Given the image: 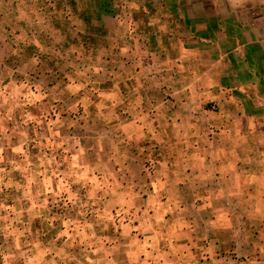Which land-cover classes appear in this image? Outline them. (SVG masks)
<instances>
[{"label": "clouds", "instance_id": "obj_1", "mask_svg": "<svg viewBox=\"0 0 264 264\" xmlns=\"http://www.w3.org/2000/svg\"><path fill=\"white\" fill-rule=\"evenodd\" d=\"M112 11L0 0V264H264L251 89L165 0Z\"/></svg>", "mask_w": 264, "mask_h": 264}, {"label": "crops", "instance_id": "obj_2", "mask_svg": "<svg viewBox=\"0 0 264 264\" xmlns=\"http://www.w3.org/2000/svg\"><path fill=\"white\" fill-rule=\"evenodd\" d=\"M95 5L102 15L89 22L94 33L104 34L117 23L113 0H95ZM165 5L173 26L201 41L208 57L227 54L238 82L251 89L249 115L264 113V0H165ZM145 7L154 11L150 3ZM141 19L147 23L143 12L132 16L134 23Z\"/></svg>", "mask_w": 264, "mask_h": 264}]
</instances>
